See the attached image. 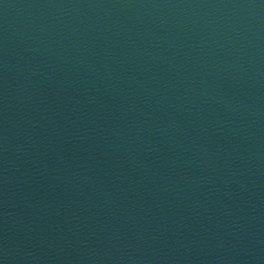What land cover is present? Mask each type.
Here are the masks:
<instances>
[{"label":"water","instance_id":"water-1","mask_svg":"<svg viewBox=\"0 0 264 264\" xmlns=\"http://www.w3.org/2000/svg\"><path fill=\"white\" fill-rule=\"evenodd\" d=\"M0 264H264V0H0Z\"/></svg>","mask_w":264,"mask_h":264}]
</instances>
